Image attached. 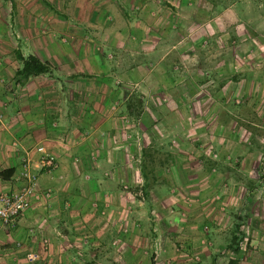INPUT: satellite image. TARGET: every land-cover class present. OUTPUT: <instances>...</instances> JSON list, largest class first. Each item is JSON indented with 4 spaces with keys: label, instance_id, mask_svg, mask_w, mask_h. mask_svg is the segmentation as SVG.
Returning a JSON list of instances; mask_svg holds the SVG:
<instances>
[{
    "label": "crops",
    "instance_id": "1",
    "mask_svg": "<svg viewBox=\"0 0 264 264\" xmlns=\"http://www.w3.org/2000/svg\"><path fill=\"white\" fill-rule=\"evenodd\" d=\"M15 51L49 72L17 83ZM258 124L264 0H0V192L36 146L56 160L0 229V264L119 262L157 228V258L180 242L170 257L208 263L232 210L264 203Z\"/></svg>",
    "mask_w": 264,
    "mask_h": 264
},
{
    "label": "rangeland",
    "instance_id": "2",
    "mask_svg": "<svg viewBox=\"0 0 264 264\" xmlns=\"http://www.w3.org/2000/svg\"><path fill=\"white\" fill-rule=\"evenodd\" d=\"M62 38H64L63 35L56 37V39L60 41H62L61 40ZM92 39H94L97 42H100L101 35L94 34L92 35ZM66 40L67 39H64L63 41H66ZM258 125L259 126H251L252 128H249L247 130L252 135H258L261 137V139H258V138L255 139L253 138V136H251L253 141H264V127H263L264 125L263 124H258ZM259 168L264 169V152L260 155ZM257 180L262 182L264 180V174H261V176ZM259 191L260 190H258L256 194L253 195V196L258 197L256 198V202H261L260 201L262 200L261 198L264 199L263 192L259 194ZM253 206L257 207L256 204H254ZM237 211H238L237 209L232 210V226L230 227L231 232L227 230L225 233H223V235H221V239H220L221 243H219L220 246L218 247L219 251L216 252L213 257L208 258L207 259L208 263H205V264H209V263H213V264H264V231H261V226H262L261 222L263 218L258 216V213L264 212V203L262 204L260 208L258 207V209L251 208V210H246L245 212L246 214L243 213L242 215H240L237 213ZM248 216H249V219H248ZM235 223H239L240 228L238 230L239 233L236 234V236L238 237V240H237L238 250L237 252L234 253L231 251L232 249L229 248V243L231 242V235L234 232ZM143 227H144L143 231L145 233L144 236H146V238H148L147 236H150L149 234H152L153 236L151 237L149 241L146 240V243H145L146 246H148L149 244H152L154 247V248L152 247L151 250L148 251L147 253H141L138 251L137 255L139 254V256H136L135 258H133V256L126 255L127 252H125V257L118 258L119 262H117V260H113L111 258L112 256H110L111 255L110 251H105V253H102L103 255H101V257H95L94 261H92L91 260L92 258L89 257V262L91 264H203L201 263V259L194 257L193 255H192L193 257L184 256V258L182 259V261L184 260V262L182 263L177 258L170 257L169 256L170 251L172 254L179 253L181 251L180 244L182 243L180 242H177L178 244L174 242L173 245H169V247L171 248H169L168 246H166L167 247L166 248L164 246V248H166L165 255L167 256L162 259L160 257L157 258L156 253L154 251H156L159 248L158 247L159 242L157 244L158 238L157 239H153V238L156 237V235L159 236L160 234V232L158 231L159 229L157 228L155 229V231L149 232L148 234L146 232L148 226L143 225ZM177 234L178 233H176L175 235L174 234L169 235L170 236L169 240L173 241V240L179 239L176 237ZM133 240L134 238H132V241ZM179 255H182V254L180 253ZM96 258H97V261H95ZM83 261L84 263L82 264H85V262H87V260H83Z\"/></svg>",
    "mask_w": 264,
    "mask_h": 264
},
{
    "label": "built area",
    "instance_id": "3",
    "mask_svg": "<svg viewBox=\"0 0 264 264\" xmlns=\"http://www.w3.org/2000/svg\"><path fill=\"white\" fill-rule=\"evenodd\" d=\"M38 158L34 165L29 160H25L19 172L23 180L20 188L14 192H0V229L13 227L18 216L28 207L30 198L35 192L36 172L38 170L50 171L56 167V160L53 154L47 149L38 145L35 147ZM25 259L29 263L40 261V256L35 252H27Z\"/></svg>",
    "mask_w": 264,
    "mask_h": 264
},
{
    "label": "trees",
    "instance_id": "4",
    "mask_svg": "<svg viewBox=\"0 0 264 264\" xmlns=\"http://www.w3.org/2000/svg\"><path fill=\"white\" fill-rule=\"evenodd\" d=\"M15 57L20 62L19 67L14 72L15 81L17 83H21V82L25 81L30 76H36L38 74H43V73L49 72L48 63L40 61L34 55L29 54V55L23 57L22 55H20V53L18 51H15ZM139 102H140V100H139ZM126 105H128V106L131 105V101H127ZM11 172L12 171L10 169L1 170L0 171V177H5L4 176L5 173L10 174ZM239 228H240V224L235 223L234 232L231 235V242L229 243V248H231L232 249L231 251L234 253L237 252V250H238V247H237L238 246L237 245L238 244L237 243L238 237L236 236V234L239 233V231H238ZM203 264H205V263H203ZM209 264H213V263H209Z\"/></svg>",
    "mask_w": 264,
    "mask_h": 264
}]
</instances>
